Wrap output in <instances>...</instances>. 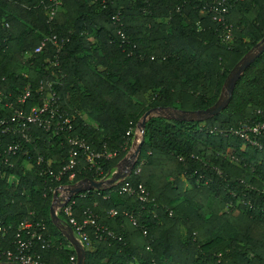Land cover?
<instances>
[{"label":"trees","instance_id":"obj_1","mask_svg":"<svg viewBox=\"0 0 264 264\" xmlns=\"http://www.w3.org/2000/svg\"><path fill=\"white\" fill-rule=\"evenodd\" d=\"M54 1L0 0V119L12 115L6 102L29 110L51 87L72 126L55 134L30 125L28 140L21 132L1 135V152L19 148L1 165L0 219L12 226L7 248L18 222L42 221L50 245L42 248L38 239L35 248L51 263L69 264L77 255L51 219L52 189L110 176L151 107L212 106L232 69L264 37V0H226L222 22L212 19L215 0H59L50 17ZM227 25L232 38L223 41ZM53 34L65 40L59 51L47 42L34 52ZM26 87L30 98L17 102ZM262 122L264 50L217 114L150 116L124 177L136 192L120 193L118 184L85 190L67 202L70 216L57 213L62 224L94 217L84 227V264H264V129L252 135L261 147L234 133ZM91 151L101 154L94 165L86 159ZM71 153L75 165L56 180ZM10 174L17 182L7 181Z\"/></svg>","mask_w":264,"mask_h":264},{"label":"built area","instance_id":"obj_2","mask_svg":"<svg viewBox=\"0 0 264 264\" xmlns=\"http://www.w3.org/2000/svg\"><path fill=\"white\" fill-rule=\"evenodd\" d=\"M227 1L226 0H215L214 5H212L211 10L213 12L212 19L217 22H222L225 13L227 12ZM60 4L59 0L54 1L53 7L50 8V17L53 16L56 13V8ZM225 31L222 35L223 41L231 40L232 34H231V27L225 26ZM47 42H51L56 48L57 51L61 49L63 46L65 40L64 38H59L56 35H51L48 37H45L41 43L35 48L34 52H40L43 47L46 45ZM58 62H55L54 65H57ZM50 86V83L48 84ZM40 93H43L42 90H40ZM31 96L30 89L26 87L24 89V92L17 98V102L24 104L27 99H29ZM42 103L38 105H33L29 108V110H24L23 108H13L12 103L6 102L4 106L6 108L12 109V115L9 117V119H0V173H1V165L3 163H6L9 159V155H14L19 146L18 144H10L8 145L6 150H3L1 152V143L2 138L1 135L6 133L7 131H13L14 132H21L23 138L25 140H28L30 137L26 133L27 130H29L30 125H37L42 126L46 130H52L53 133L58 134L60 131L67 129L70 130L72 128L70 119L67 117H63V114L60 113V106L57 104L58 97L56 96V92L51 89L49 92L43 97ZM44 113H47L46 116H42ZM57 116V119L53 122L52 119ZM264 129V122L249 126L244 125L242 128L234 130L235 134H238L239 136L243 137L244 139L248 140L250 143L254 145H258L261 147V144L255 140V138L252 135H257L260 133L261 130ZM137 130V128H136ZM135 130V132H136ZM70 143L73 145H79V147L85 148V145L83 142H79L77 139H69ZM133 143V142H132ZM132 147V145H131ZM73 154L71 153V157L65 165L62 166V168L58 171V174L53 175L52 172L49 171L50 175H53L56 180H60V177L62 174L66 173L68 169H72L75 165V160L73 159ZM114 152H109L105 156L109 157L114 155ZM100 153L95 154L94 152H88L86 159L91 164L94 165V157L100 156ZM137 159V158H136ZM135 159V160H136ZM41 161L39 159L38 163ZM9 165H12L10 162ZM99 169V167H96ZM132 169V168H131ZM117 170V167L111 172L110 176H106L99 180H105L107 178H110L112 174ZM131 170L127 173L129 174ZM75 177L74 171L69 172L68 179L73 180ZM9 180L11 183L17 182V177L13 174L8 175ZM7 178V179H8ZM125 178L118 180L116 184L119 185L118 191L120 193L127 192L129 194H132L135 191L132 184H130L127 181H124ZM7 180L9 183L10 181ZM74 182H71L69 184H63L58 185L55 188L52 189V196L55 195L56 197V203H55V213L57 214L61 209H64V213L67 215H71V204H67V202L70 201V198L72 194H69L68 187L70 184ZM138 189L140 192L146 195L144 188L141 184L138 185ZM53 199V198H52ZM141 199L144 200L145 196L142 195ZM73 203L74 201H70ZM94 217L91 214H88L82 221H77L74 218H70V225L72 227L73 233L75 234V237L78 241V243L83 247L87 248L89 237L84 231V227L86 225L93 223ZM12 228L11 225H5L3 224L2 220L0 219V264H55L51 263L48 260H46L43 255L35 248V242L39 239L41 241V247L45 248L50 245V243L45 242L41 236L40 231L45 230V224L42 221L39 220H22L18 222L15 232L13 235V239L11 240V243L14 245L12 248L10 247H4V242L7 240V234L8 230ZM77 260V257L75 255L70 256L69 258V264H75Z\"/></svg>","mask_w":264,"mask_h":264},{"label":"water","instance_id":"obj_3","mask_svg":"<svg viewBox=\"0 0 264 264\" xmlns=\"http://www.w3.org/2000/svg\"><path fill=\"white\" fill-rule=\"evenodd\" d=\"M263 50H264V37L259 42H257L252 48H250L248 52L241 58V60L232 69L230 76L228 77L227 81L224 84L222 93L220 94L218 100L212 106L206 109L195 110V111H182V110L175 109L180 114L177 117H171V118H179V119H184V120H200V119L207 118L209 116H213L217 114L218 112H220L223 106L228 102L229 96L231 95V92H232V89H233V86L236 80L243 73L247 65L252 60H254L256 56L259 55ZM152 111H153L152 109H149L141 116L140 120L137 123L138 129L141 130V133H142L141 138L140 140L137 139L135 142L133 141L132 146L135 148L134 151L130 153L128 156L125 155L117 163L116 165L117 170L112 174V176L105 180H96V179H90V178H84V179L78 180L69 185L68 190H69L70 195L75 194V193H80L82 191L90 190V189L99 190L103 188L112 187L118 182V180L123 179L127 175V173L131 170L134 164L132 162L139 156L140 147L144 140L143 129H144L145 121L150 116H152L151 114ZM134 138L136 139V137ZM129 158H131V160ZM123 163H125L124 167H122ZM55 203H56V197L54 195L52 202L50 204V208H49L51 219L53 223L62 231V233L69 238V241L74 246V249L77 255V260L75 264H84L85 250L78 243L76 237L74 236L72 227L68 224L60 223V220L57 214L55 213Z\"/></svg>","mask_w":264,"mask_h":264},{"label":"rangeland","instance_id":"obj_4","mask_svg":"<svg viewBox=\"0 0 264 264\" xmlns=\"http://www.w3.org/2000/svg\"><path fill=\"white\" fill-rule=\"evenodd\" d=\"M227 90V89H226ZM80 93H76L75 95H74V98L77 100L78 98H80ZM225 95V94H224ZM150 109H152L153 111L151 112V114L152 115H161V116H164V117H167V118H171V117H177V116H179V114L180 113H178V111L177 110H175V109H168V108H161V107H151ZM136 128H137V130H136V132L134 133V137H136V139L134 138V142L138 139V140H140V138H141V130H139L138 129V127L136 126ZM134 147L132 146H130L129 148H128V151L126 152V156H128L130 153H132L133 151H134ZM130 160H131V158H129ZM137 160V159H136ZM136 160H134L132 163H134ZM123 165V166H122ZM121 166L122 167H124L125 166V163H123ZM7 180H9V178L7 179ZM10 181V180H9ZM11 182V181H10ZM51 202H52V200H51ZM51 202H50V204H51ZM57 206V205H56ZM55 206V207H56ZM52 242V241H51Z\"/></svg>","mask_w":264,"mask_h":264},{"label":"crops","instance_id":"obj_5","mask_svg":"<svg viewBox=\"0 0 264 264\" xmlns=\"http://www.w3.org/2000/svg\"><path fill=\"white\" fill-rule=\"evenodd\" d=\"M134 140V139H133Z\"/></svg>","mask_w":264,"mask_h":264}]
</instances>
